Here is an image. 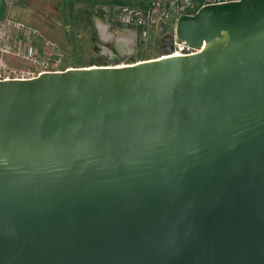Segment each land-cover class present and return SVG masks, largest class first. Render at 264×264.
Returning <instances> with one entry per match:
<instances>
[{
	"label": "water",
	"instance_id": "obj_1",
	"mask_svg": "<svg viewBox=\"0 0 264 264\" xmlns=\"http://www.w3.org/2000/svg\"><path fill=\"white\" fill-rule=\"evenodd\" d=\"M160 52L0 80V264H264V0Z\"/></svg>",
	"mask_w": 264,
	"mask_h": 264
},
{
	"label": "rangeland",
	"instance_id": "obj_2",
	"mask_svg": "<svg viewBox=\"0 0 264 264\" xmlns=\"http://www.w3.org/2000/svg\"><path fill=\"white\" fill-rule=\"evenodd\" d=\"M5 15L36 27L61 54L60 69L133 63L161 55V40L174 34L175 21L155 26H123L117 22L119 4L135 0H6ZM134 33L133 42L116 44L119 34ZM131 48V51H128ZM119 57L110 62V55ZM123 56V57H122ZM13 64L23 65L11 59Z\"/></svg>",
	"mask_w": 264,
	"mask_h": 264
},
{
	"label": "built area",
	"instance_id": "obj_3",
	"mask_svg": "<svg viewBox=\"0 0 264 264\" xmlns=\"http://www.w3.org/2000/svg\"><path fill=\"white\" fill-rule=\"evenodd\" d=\"M236 0H145L143 4H119L117 22L123 26H155L194 15L198 8ZM200 49L175 40L171 55H187ZM61 54L56 46L30 24L4 15L0 19V80L34 78L45 72L60 71ZM15 59L23 65L13 64Z\"/></svg>",
	"mask_w": 264,
	"mask_h": 264
},
{
	"label": "trees",
	"instance_id": "obj_4",
	"mask_svg": "<svg viewBox=\"0 0 264 264\" xmlns=\"http://www.w3.org/2000/svg\"><path fill=\"white\" fill-rule=\"evenodd\" d=\"M110 56H111V57H110V62H112V63H116V62L119 61V57L116 56V55H114L113 53H112Z\"/></svg>",
	"mask_w": 264,
	"mask_h": 264
},
{
	"label": "crops",
	"instance_id": "obj_5",
	"mask_svg": "<svg viewBox=\"0 0 264 264\" xmlns=\"http://www.w3.org/2000/svg\"><path fill=\"white\" fill-rule=\"evenodd\" d=\"M135 1H139V3L143 4L145 2V0H135ZM11 61V60H10ZM12 62V61H11Z\"/></svg>",
	"mask_w": 264,
	"mask_h": 264
},
{
	"label": "bare ground",
	"instance_id": "obj_6",
	"mask_svg": "<svg viewBox=\"0 0 264 264\" xmlns=\"http://www.w3.org/2000/svg\"><path fill=\"white\" fill-rule=\"evenodd\" d=\"M170 56V55H169ZM123 64H125V63H123Z\"/></svg>",
	"mask_w": 264,
	"mask_h": 264
}]
</instances>
